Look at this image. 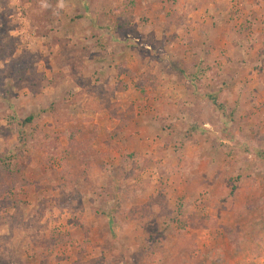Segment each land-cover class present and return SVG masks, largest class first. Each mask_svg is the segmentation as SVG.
Instances as JSON below:
<instances>
[{
  "label": "rangeland",
  "instance_id": "374dc122",
  "mask_svg": "<svg viewBox=\"0 0 264 264\" xmlns=\"http://www.w3.org/2000/svg\"><path fill=\"white\" fill-rule=\"evenodd\" d=\"M215 1L173 7L226 15L216 64L161 86L138 77L189 65L202 28L164 46L140 17L126 83L96 66L108 42L67 27L74 0H0V264H264V10Z\"/></svg>",
  "mask_w": 264,
  "mask_h": 264
},
{
  "label": "crops",
  "instance_id": "0c3cea01",
  "mask_svg": "<svg viewBox=\"0 0 264 264\" xmlns=\"http://www.w3.org/2000/svg\"><path fill=\"white\" fill-rule=\"evenodd\" d=\"M95 1L96 3L97 1H99L100 4L102 5L101 11L99 10L93 11L91 8L90 10L86 8V6L89 5L87 4V0H74L73 5L75 7L77 6L78 12L81 11L79 12L80 13L79 15H81L82 17L76 20L75 21L76 23L71 24L70 21H72L73 16L72 14H69L70 17L67 16V19L69 20L67 27L69 28V30L75 27L77 28L83 27L84 28L83 30H85L87 35L88 33L91 34V37L93 39H95V37H98L99 40L108 42V45H105L107 49L101 47V44H96L94 42L90 48V49H93L94 51L105 50L103 52L101 51L104 54L103 56L104 60L96 63L97 67L99 66L101 68V66H103L104 68V70H102L103 68L99 70L101 72L100 75L102 78L103 76H105V71H107L108 69L107 63L108 65L112 66L115 62L117 63V61H119L117 65H120V66H118L117 69L122 70L119 73L121 75V80L123 79L124 81H126V83L129 81H132L130 76L132 77V74L134 73V71L132 70V68H129L131 66H129L125 60L130 56L133 49L129 48L128 44H125L122 42L126 39L128 40V37L134 38L137 40L139 39V37L138 38L133 37V36H136V34L132 33L131 30H133L134 26L137 25L136 23H138L140 26L143 25L142 23H140V20H141L140 17H143V19L147 20L146 25L142 26V28L145 30V32H143L144 36L146 35L148 38H151V37L154 38L155 34L158 37L163 35V38H159V39L161 40L164 39V43H163L164 46L169 45V44H171L169 45L170 47L174 46L173 44L174 41L171 38L175 39V43H177L180 38H184L187 42H189L190 41L189 38L190 37L193 38L195 36L194 34L197 33L198 27L202 28L200 32L204 34L203 37L205 41L207 42V43L205 42L206 44L204 45H197L198 46L197 49H193L195 48L194 45H191L193 47L192 48L190 46H185L182 43L181 44L182 47H180L181 50L183 49L184 51L185 50L188 51L190 49L194 50L193 53L190 52V54L192 55L191 63L188 65L186 64V62H182L181 60H178V61L176 60V62H172V63L171 62L170 63L160 62L158 63V66L161 65L164 70L163 72L159 71L157 75L152 74V71L149 68H146L148 70L144 72L145 75L142 78L138 77L139 81L143 82V84L145 85L149 84V85L165 86L166 82L169 79L168 77H171V78L175 77L181 80V78L185 77V72H186L185 69L191 70L193 68V70L195 71H200V69L209 70L210 69L209 67H211L212 64H216V63H213L214 61L213 59H211L212 54H214L217 57L219 56V53L224 48L223 46L225 42H222V40L220 41L219 39L220 38L222 39L225 36L221 35L220 34L221 32H219V30H216L218 28H216V26L214 25L215 24L217 25L219 23V19L220 21L223 20L226 17V15H224V17L221 18L218 15L214 14V12L212 11L213 13L212 12L208 13L206 15L207 18H205L201 11H200L201 13L195 11L193 14L187 13L189 14V16L183 17L181 15H184V13L178 12L177 10L178 6L176 5V7H173L174 1H177V0H128L126 2H123L129 8H131L130 6L134 2L135 6L138 9H140V11L142 12L140 14L141 16L138 19L136 18L134 20L133 17L130 16L131 14L128 15L127 13H125V9L122 10L124 6L121 7V5L118 4L120 3L119 1H121V4H122L123 0H113L112 1L113 3H111V0L110 1L109 0H93L91 2V5H93L92 3L96 4ZM116 1H117V5L115 7H111V5L114 4V2ZM178 1L180 2L181 0H178ZM219 1L220 0H216L215 4ZM230 1L231 0H225V2L227 3H229ZM210 2H213V0H210ZM221 2H224V0H222ZM234 2L235 3L239 2L240 4L239 7L242 4H245V5L253 6L254 10H255V7H260V9L262 7V10H264L263 0H235ZM107 14H111L110 18H112V21L114 24L113 23L108 24V26L102 29V26H103L102 23H104L105 16H107ZM196 14H199V18H197ZM257 14H259V12ZM189 17L193 18V20H191V18ZM181 21H183V23ZM108 23H111V21H108ZM89 28L92 30L91 32ZM137 29L138 28H136V30ZM175 36L177 37L179 36V39L177 37L175 38ZM215 38H217L216 41H215ZM169 39H171V41H169ZM190 43L193 44L196 42L190 41ZM214 43L220 44L221 50L218 49V46L217 45L215 46ZM177 44H175L176 48H178ZM147 46L148 48L152 49V51L155 49L150 44H148ZM164 49L167 50L166 48ZM165 50L161 49V51L163 52H165ZM146 54L148 55V57H152L153 52H146ZM90 63L93 64L94 61H91ZM124 76H128V77L124 78ZM121 80L118 81L119 84L123 83V82L121 83ZM107 82L109 81L101 80V82H98V83L106 85ZM106 90L107 88L103 86L101 91L95 90L96 91L95 94L92 92L91 93L85 92L83 93V97L80 96V98L83 100H86V99L95 100L96 98H98L99 100H102V98L105 99L106 97L109 96V93L107 94L104 93ZM125 90L121 91V93H118V94H120L121 96L125 95L126 94ZM102 113H105L107 115L110 114V112L109 113L102 112Z\"/></svg>",
  "mask_w": 264,
  "mask_h": 264
},
{
  "label": "trees",
  "instance_id": "16d2710c",
  "mask_svg": "<svg viewBox=\"0 0 264 264\" xmlns=\"http://www.w3.org/2000/svg\"><path fill=\"white\" fill-rule=\"evenodd\" d=\"M211 100L215 103L216 102V98L215 97H211ZM33 121V118L30 117L28 118L26 121H24V123H22V126H27L30 125Z\"/></svg>",
  "mask_w": 264,
  "mask_h": 264
}]
</instances>
